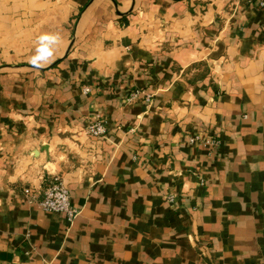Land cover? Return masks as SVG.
<instances>
[{
  "label": "crops",
  "instance_id": "obj_1",
  "mask_svg": "<svg viewBox=\"0 0 264 264\" xmlns=\"http://www.w3.org/2000/svg\"><path fill=\"white\" fill-rule=\"evenodd\" d=\"M0 264H264V0H0Z\"/></svg>",
  "mask_w": 264,
  "mask_h": 264
},
{
  "label": "built area",
  "instance_id": "obj_2",
  "mask_svg": "<svg viewBox=\"0 0 264 264\" xmlns=\"http://www.w3.org/2000/svg\"><path fill=\"white\" fill-rule=\"evenodd\" d=\"M130 99H135L139 96V92H134L131 94ZM146 101H151V95L146 96ZM108 125L103 115L99 114L96 118L90 122L89 125V133L98 137L107 134ZM198 139V138H197ZM194 140V139H193ZM29 194L32 193L30 189L26 190ZM39 198V203L41 206L49 212H63L66 213L69 221H73L78 215L77 209L72 204V196L71 191L68 190L62 178L57 175L49 180L47 187L44 189V194ZM169 200L174 202L176 200V196L171 194L169 196Z\"/></svg>",
  "mask_w": 264,
  "mask_h": 264
}]
</instances>
